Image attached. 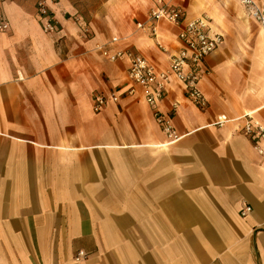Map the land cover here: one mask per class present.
I'll return each instance as SVG.
<instances>
[{
	"label": "crops",
	"instance_id": "1",
	"mask_svg": "<svg viewBox=\"0 0 264 264\" xmlns=\"http://www.w3.org/2000/svg\"><path fill=\"white\" fill-rule=\"evenodd\" d=\"M154 1L103 0L87 20L70 0H0V264H264V139L243 130L264 127V24L237 0H167L223 37L200 67L206 108L178 81L158 102L171 142L128 93V60L102 53L166 67L182 44L166 22L151 35Z\"/></svg>",
	"mask_w": 264,
	"mask_h": 264
},
{
	"label": "built area",
	"instance_id": "2",
	"mask_svg": "<svg viewBox=\"0 0 264 264\" xmlns=\"http://www.w3.org/2000/svg\"><path fill=\"white\" fill-rule=\"evenodd\" d=\"M243 7L247 8L250 16L258 23L264 24V0H237ZM155 7L149 12L150 26L149 30L152 36H156L158 32V22H166L178 28V39L182 46L176 53L168 54V64L166 67H157L147 58L134 53L132 51L117 50L108 53L105 49L103 55L110 61L125 57L128 60L127 77L131 81L132 86L128 93L133 94L139 92L146 104L151 107L152 114L156 123L166 134L170 141H175L178 136L175 133L172 114L170 112H162L158 109V102L168 93L172 81H178L183 84L185 97L188 98L195 106L203 109L207 106V100L199 88V80L201 78V65L210 53L215 51L222 43L223 37L219 33L211 31L210 19L206 15H197L195 17L186 18L181 8L172 5L167 0H155ZM39 15L41 29L45 33L55 32L58 25L45 5L44 1L36 4ZM136 27L146 30L144 23L138 22ZM9 23L0 10V31H6ZM84 33L88 32V28H83ZM117 37L111 39L112 42L117 41ZM162 52L169 50L158 44ZM112 100H116L115 96H110ZM106 98L99 94L95 97L94 110L99 111L105 104ZM177 103V102H176ZM171 111H175L176 105L172 104ZM225 117H218L217 123L220 125L226 122ZM243 130L247 134H256V139H264V127L258 123L247 122L243 126ZM246 207L243 214L249 211ZM85 256L80 251L76 255V259Z\"/></svg>",
	"mask_w": 264,
	"mask_h": 264
},
{
	"label": "rangeland",
	"instance_id": "3",
	"mask_svg": "<svg viewBox=\"0 0 264 264\" xmlns=\"http://www.w3.org/2000/svg\"><path fill=\"white\" fill-rule=\"evenodd\" d=\"M103 0H70L73 3L77 12L85 19H90L98 11V6ZM227 3L230 9L233 11L236 9L234 0H223Z\"/></svg>",
	"mask_w": 264,
	"mask_h": 264
},
{
	"label": "bare ground",
	"instance_id": "4",
	"mask_svg": "<svg viewBox=\"0 0 264 264\" xmlns=\"http://www.w3.org/2000/svg\"><path fill=\"white\" fill-rule=\"evenodd\" d=\"M170 141V140H169ZM172 142V141H171Z\"/></svg>",
	"mask_w": 264,
	"mask_h": 264
}]
</instances>
